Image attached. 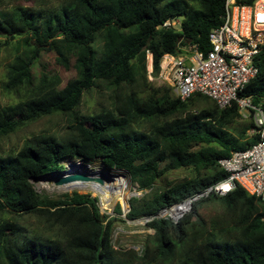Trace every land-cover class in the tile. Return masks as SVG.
Instances as JSON below:
<instances>
[{
	"label": "trees",
	"instance_id": "16d2710c",
	"mask_svg": "<svg viewBox=\"0 0 264 264\" xmlns=\"http://www.w3.org/2000/svg\"><path fill=\"white\" fill-rule=\"evenodd\" d=\"M224 13L225 0H75L72 6L48 11L18 7L0 12V35L30 34L25 54L10 66L6 91L33 83V65L44 51H55L66 68L73 60L76 69V76L58 93L19 107L0 104V138L21 121L74 112L98 81L106 83L114 100L112 108L80 117L72 137L34 136L16 153L0 155V210L35 214L63 231L61 238H42L24 234L16 224H0V264H264V198L239 185L219 196L224 209L210 218L199 208L215 193L193 202L192 212L180 222L155 217L224 180L227 172L218 161L257 141L256 134L247 133L254 127L253 119H245V126L236 130L234 124L242 118L238 104L220 108L199 93L182 100L167 94L144 99L124 92L136 82L133 59L144 61L151 52L153 72L158 73L162 56L176 53L180 38L183 44L193 42L208 50L209 33L222 24ZM179 16H185L182 31L159 27ZM98 35L103 38L100 53L93 45ZM257 63L259 73L241 94L264 106V48ZM197 95L208 108L186 113ZM169 117L149 131L135 126L141 119ZM76 160H101L128 170L140 190L151 188L166 171L191 168L194 175L144 203L139 197L131 199L129 218L153 217L147 225L154 234L140 255L134 249L114 248V219L101 213L97 197L73 192L54 199L35 190L31 180L58 173L63 161Z\"/></svg>",
	"mask_w": 264,
	"mask_h": 264
},
{
	"label": "rangeland",
	"instance_id": "374dc122",
	"mask_svg": "<svg viewBox=\"0 0 264 264\" xmlns=\"http://www.w3.org/2000/svg\"><path fill=\"white\" fill-rule=\"evenodd\" d=\"M74 4L75 0H0V12L10 13L18 7H30L36 10L48 11L59 6H72ZM192 4L198 6L196 3ZM28 37H30V34H23L15 37L0 35V104L2 106L19 107L21 104H26L31 99L35 102L39 101L43 97L60 92L65 87L67 81L76 76V69L73 60L70 67L66 68L58 63L55 51H44L33 65V83L23 85L18 89L6 91L4 84L8 79L10 66L18 56L25 54L27 49L25 39ZM102 44L103 38L98 35L93 43L94 48H96L98 53L102 50ZM133 62L137 67L136 82L132 86L124 88V92L133 91L139 97L144 99L161 97L164 94H167L170 97L174 96L171 87L166 82L160 80L155 72L151 73L152 57L150 54L147 53L144 61L136 58L133 59ZM113 105V92L107 87L105 82L98 81L96 86L84 93L81 104L74 112H53L39 115L33 119L21 121L12 133L0 138V155L16 153L23 147L27 139L34 136L54 135L62 139L72 137L76 132V123L80 117L90 116L102 109L112 108ZM205 108H208V104L204 99L197 95L193 101L189 102L186 113L200 111ZM178 115H184V113H179ZM171 118L172 117L167 119L161 118L151 121L141 119L135 123V126L140 130L149 131L155 124L162 123ZM245 119L248 118L240 117L237 119L234 124L236 130H241L243 126H245L247 123V120ZM74 165L78 166V172L90 173L91 170L96 171L98 169H104L108 174L113 173L114 175H122L128 181V186L125 189L127 195L125 201L122 199H112L107 201L95 190H80L77 188L67 189L56 185L54 179L58 175L65 174L67 170ZM62 166L63 169L60 172L50 174L47 178L31 180L38 194L40 196H48L54 199L63 198V194H72L73 192L89 194L90 196L97 197L101 213L109 215L114 219L112 229V243L114 248L119 251L134 249L140 255L147 246L149 236L154 234V230L147 225L150 218L149 216L143 215L135 219H131L127 216L131 210V199L133 197H139L141 199L140 202L144 203L166 187L190 179L194 175V170L191 168H180L166 171L151 188L140 190L138 185L132 181L128 170L109 167L101 160L63 161ZM98 175L99 177L102 176L101 173ZM217 195L212 197L211 200L205 201L201 204L199 212L204 217L210 218L223 211V202L219 198L221 195ZM118 205L121 209L120 212L117 211ZM192 207L193 204L187 212H184V214L177 220H174L169 215L160 218H169L174 222H180L188 217L192 212ZM3 223L20 226L24 234L28 236L61 238L63 233L61 228H51L35 214H15L8 210H0V224ZM146 264H149V262ZM150 264L160 263L154 261Z\"/></svg>",
	"mask_w": 264,
	"mask_h": 264
},
{
	"label": "built area",
	"instance_id": "2783aa9c",
	"mask_svg": "<svg viewBox=\"0 0 264 264\" xmlns=\"http://www.w3.org/2000/svg\"><path fill=\"white\" fill-rule=\"evenodd\" d=\"M181 20L180 16L174 17L159 27L182 31ZM182 40L179 39L176 53L162 56L157 77L182 100L199 93L220 108L236 102L242 118L253 119L254 127L247 133L256 134L258 139L218 161L219 167L227 172L224 180L180 203L192 205L212 193L225 195L236 185L252 196L264 198V106L241 94L259 73L257 57L264 48V0H225L223 22L210 31V48L206 51L197 43L183 44ZM148 54L152 57L151 52Z\"/></svg>",
	"mask_w": 264,
	"mask_h": 264
},
{
	"label": "bare ground",
	"instance_id": "6f19581e",
	"mask_svg": "<svg viewBox=\"0 0 264 264\" xmlns=\"http://www.w3.org/2000/svg\"><path fill=\"white\" fill-rule=\"evenodd\" d=\"M69 170L71 172H77L78 166L75 165L71 166ZM91 172L94 173V175L96 176H99L98 174L101 173L102 176L100 177L103 179V184H99L97 182H80V183H71L65 188L67 189L77 188L80 190H95L99 192L102 195V198L106 199L107 201H110L112 199H122L123 201H125L127 196L125 189L128 186V181L122 175L119 174L114 175L113 173L108 174L104 169H98L96 171L91 170ZM224 187L225 189L228 188L226 184L224 185ZM190 206L191 204L189 203H178L161 211L159 213V216L163 217L165 215H169L174 220H177L184 214V212H187Z\"/></svg>",
	"mask_w": 264,
	"mask_h": 264
},
{
	"label": "water",
	"instance_id": "95a60500",
	"mask_svg": "<svg viewBox=\"0 0 264 264\" xmlns=\"http://www.w3.org/2000/svg\"><path fill=\"white\" fill-rule=\"evenodd\" d=\"M185 16H182L184 19ZM47 178V176L43 177ZM80 182H97L99 184H103V179L99 176L94 175V173H85V172H71L67 170V172L63 175H58L54 179V183L58 186L66 187L71 183H80ZM169 208V207H168ZM167 208L160 210L155 217L160 218L159 213ZM153 219L150 217L149 220Z\"/></svg>",
	"mask_w": 264,
	"mask_h": 264
}]
</instances>
